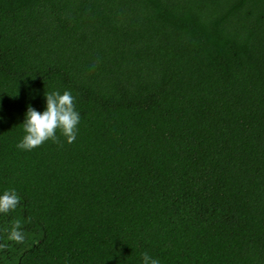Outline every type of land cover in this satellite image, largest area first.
I'll return each instance as SVG.
<instances>
[{
	"label": "trees",
	"instance_id": "obj_1",
	"mask_svg": "<svg viewBox=\"0 0 264 264\" xmlns=\"http://www.w3.org/2000/svg\"><path fill=\"white\" fill-rule=\"evenodd\" d=\"M80 115L16 147L26 106ZM0 264H264V0H0Z\"/></svg>",
	"mask_w": 264,
	"mask_h": 264
},
{
	"label": "clouds",
	"instance_id": "obj_2",
	"mask_svg": "<svg viewBox=\"0 0 264 264\" xmlns=\"http://www.w3.org/2000/svg\"><path fill=\"white\" fill-rule=\"evenodd\" d=\"M80 115L74 107V97L65 90L51 91L44 95L43 110L37 111L31 105L26 106L23 114V135L16 147L21 150H31L46 140H55L59 129L68 143L76 137ZM15 189H6L0 193V212H6L18 203ZM140 264H160L159 260L147 252L140 254Z\"/></svg>",
	"mask_w": 264,
	"mask_h": 264
}]
</instances>
